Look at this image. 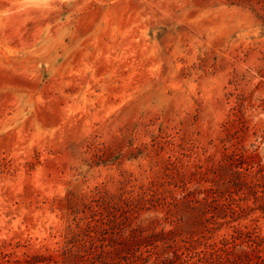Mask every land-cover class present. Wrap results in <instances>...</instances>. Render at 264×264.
<instances>
[{"label": "rangeland", "instance_id": "374dc122", "mask_svg": "<svg viewBox=\"0 0 264 264\" xmlns=\"http://www.w3.org/2000/svg\"><path fill=\"white\" fill-rule=\"evenodd\" d=\"M155 181L145 234L197 246L204 209L264 257V0H0V264H150L85 204Z\"/></svg>", "mask_w": 264, "mask_h": 264}, {"label": "trees", "instance_id": "16d2710c", "mask_svg": "<svg viewBox=\"0 0 264 264\" xmlns=\"http://www.w3.org/2000/svg\"><path fill=\"white\" fill-rule=\"evenodd\" d=\"M203 173L201 171L200 176ZM199 176V177H200ZM198 177L197 171H194L190 175L183 174L179 168H175V174L173 181H180L185 187L186 192H184V201H193L195 207L199 206L207 207L212 209L213 207L208 205L211 202H218L215 197H213L212 188L207 190H201L199 187L191 189L188 185L192 183V180L196 179L198 184H200V178ZM166 182H151L149 186L144 185L139 188V192H130L129 196L126 197L122 194H110L108 192L100 194L96 192L94 196L90 197L89 201L85 204L94 214V223L97 227L107 226L113 230L114 234L119 236H126L127 239L134 238V247L131 253L135 257V261H147L150 264H169L173 263L176 259H181L182 256L192 253L198 257L200 263L202 264H264V257L261 255V244L257 241L249 240L244 245L242 237L248 233L244 232L240 227L234 228V233L230 236H226L220 241L212 240V228L218 222L219 214L207 212V210H202L203 217L205 221L206 230H204L198 237L197 246H194L187 234L181 244H174V240L177 238L174 235V231H169L168 233H160L161 236L165 237L163 240L160 239L159 233L152 232L150 235L145 234V228L141 225L142 222L139 220L142 210L147 208V204L154 205L166 203L167 195L174 196L176 193L174 190L164 189ZM164 190V191H162ZM207 193L205 198L199 199L202 193ZM213 197V200H210ZM182 201V202H184ZM181 201H176L179 204ZM230 209L232 213L236 214V208H238V213L240 210H244V207L238 203L237 206L234 202L233 197L230 198ZM221 206H224L221 204ZM139 222V224L137 223ZM192 235L194 233H191ZM167 242H164L166 241ZM172 241L170 245L159 247L155 252L151 253L154 255V260L147 258L143 253V248H149L151 244L154 243H165ZM246 246V247H245ZM136 250L134 251V248ZM245 247V248H244Z\"/></svg>", "mask_w": 264, "mask_h": 264}]
</instances>
